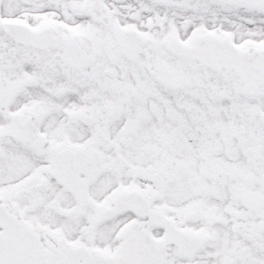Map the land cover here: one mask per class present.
Listing matches in <instances>:
<instances>
[{"label":"snow or ice","instance_id":"1","mask_svg":"<svg viewBox=\"0 0 264 264\" xmlns=\"http://www.w3.org/2000/svg\"><path fill=\"white\" fill-rule=\"evenodd\" d=\"M0 264H264V0H0Z\"/></svg>","mask_w":264,"mask_h":264}]
</instances>
